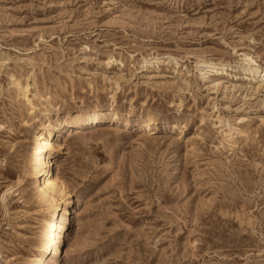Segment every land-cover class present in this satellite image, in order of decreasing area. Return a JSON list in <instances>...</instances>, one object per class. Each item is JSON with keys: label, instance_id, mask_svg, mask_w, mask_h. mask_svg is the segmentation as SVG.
<instances>
[{"label": "rangeland", "instance_id": "1", "mask_svg": "<svg viewBox=\"0 0 264 264\" xmlns=\"http://www.w3.org/2000/svg\"><path fill=\"white\" fill-rule=\"evenodd\" d=\"M0 264H264V0H0Z\"/></svg>", "mask_w": 264, "mask_h": 264}, {"label": "bare ground", "instance_id": "2", "mask_svg": "<svg viewBox=\"0 0 264 264\" xmlns=\"http://www.w3.org/2000/svg\"><path fill=\"white\" fill-rule=\"evenodd\" d=\"M244 62H247L249 65L245 70L252 73V81H256L257 79L261 78V73L263 71V68L259 63H256L255 60L252 59V57L248 55H244V59H242ZM215 64H209L208 67H214ZM218 67V66H217ZM202 71V70H201ZM217 72H220L217 70ZM251 75V74H250ZM263 77V76H262ZM51 110V109H48ZM89 111L88 109H85L84 112ZM156 118H148V120H145L140 124L142 127H151L152 125H158ZM155 127V126H154ZM49 148L53 153H58L62 150V145L58 141H55L53 143H49ZM52 153V154H53ZM57 155V154H56ZM38 160V159H37ZM39 163L40 168L36 173L37 178H39L40 183L38 186V190L40 192V195L47 196L51 195L55 192L63 193L64 188L63 184L61 182V179L58 175H53L51 173V168H53L54 165H56V161H54L51 157L47 158L45 156L39 157ZM73 198V197H72ZM80 199L77 200H71V202H67L64 204L62 208V213L60 214V220L59 224L57 226L58 231L55 235V240L52 242V252L55 262L58 260V256L61 253V244L64 242L65 233L68 229V226L71 224V218L76 213V205ZM53 259V258H52Z\"/></svg>", "mask_w": 264, "mask_h": 264}]
</instances>
